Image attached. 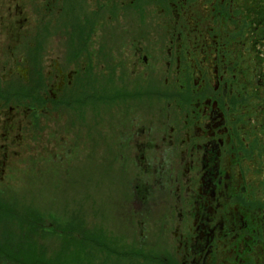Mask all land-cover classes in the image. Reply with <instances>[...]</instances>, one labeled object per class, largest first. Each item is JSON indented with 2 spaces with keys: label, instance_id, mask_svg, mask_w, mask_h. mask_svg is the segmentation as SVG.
<instances>
[{
  "label": "rangeland",
  "instance_id": "1",
  "mask_svg": "<svg viewBox=\"0 0 264 264\" xmlns=\"http://www.w3.org/2000/svg\"><path fill=\"white\" fill-rule=\"evenodd\" d=\"M61 1L63 11L59 12L56 3L48 9L54 0H0V96L12 92L20 100H0V159L4 164L0 166V207L17 212L32 207L49 216L56 230V237L49 239L50 251L58 244L55 253L66 264H182L192 224L186 215L188 194L180 182L195 178L197 164L182 168L179 155L197 161L194 149L200 141L194 132L185 133L184 123L187 118L193 125L200 117L194 105L198 98L189 91L199 93L201 81L185 70L194 55L188 56L186 46L175 42L170 46L161 39L135 59L124 52L119 56L115 52L125 41L120 11L111 8V0H106L105 13L91 10L89 15L83 9L75 11L76 5L82 7L81 0ZM154 1L140 0L145 5L136 12L142 15ZM174 6L176 0L164 6L170 9L169 18ZM191 12L184 30L187 38L195 39L202 24L195 20L198 25H194ZM167 14L166 9L157 11L154 23L160 24ZM232 27L231 40L245 43L237 58L247 62L244 79L255 85L254 79L259 83L262 76L259 72L252 78L250 69L264 66V52L259 65L252 64L255 56L247 51L249 42L243 35L248 24L242 29ZM131 29L123 33L124 38L137 34V25ZM152 29L154 39L159 30ZM28 33L25 43H19L18 35ZM84 47L92 49L101 67L86 62ZM57 52L61 59L53 63ZM19 58L25 62L16 63ZM57 68L62 71L58 80ZM73 70L76 73L71 77ZM69 78L72 81L67 84ZM247 81L239 86L246 85L244 95L249 97ZM61 82L62 90L80 100H95L91 94L97 97L98 93L105 100L69 108L66 95L56 92L57 102L52 103L53 85ZM25 89L34 91L37 99L40 94L39 101L44 102H35L34 111L26 106L32 99H26ZM236 102L232 106L235 113L246 108L243 101ZM258 109L263 108L249 112L252 119L260 120ZM170 126H175L172 145L165 144L163 134ZM242 147L249 155L248 142ZM253 151L257 157L264 154V149ZM260 160L264 168V158ZM144 186L148 189L142 190L144 196L135 193ZM9 227L19 235L21 229L13 224ZM57 233L62 242L58 243ZM8 236V227L0 224L1 240ZM83 237L92 240L81 246ZM22 254L13 251L12 257H1L0 264H19L9 259ZM186 259L190 260L189 255Z\"/></svg>",
  "mask_w": 264,
  "mask_h": 264
},
{
  "label": "flooded vegetation",
  "instance_id": "2",
  "mask_svg": "<svg viewBox=\"0 0 264 264\" xmlns=\"http://www.w3.org/2000/svg\"><path fill=\"white\" fill-rule=\"evenodd\" d=\"M61 2L54 0L48 9L57 4L58 11H63L59 6ZM91 2L94 4L91 5ZM111 3V8L116 13L120 11V32L125 41L122 49L115 52L117 55L122 56L124 52L129 54L131 59H135L147 51L149 46L153 48L155 40L161 39V43L167 40L170 46L173 42L179 43L184 49L186 46L188 56L189 53L194 55V58H188L185 70L188 68L201 81L202 89L199 93L191 88L189 91L190 95H196L198 98L194 105L200 117L193 125L187 118L184 123L188 130L185 133L194 132L196 139L200 141L196 143L198 148L194 149L197 152V161L179 155L182 168L187 164H197L195 178L180 182L185 187L184 194H188L186 215L190 216L192 224L182 264H264V228H261L264 221V168L261 164L263 161L260 160L264 158V154L260 152L257 157L253 151L264 149V66L250 69L252 78L259 72L262 76V81L257 83L255 78L256 84L251 85L244 79L248 69L243 66L247 62L237 60L242 55L245 43L241 40H231L233 25L241 27L248 24V29L243 30L244 38L249 42L247 51L254 53L252 64L259 65V55L264 52V0H176L171 18L170 9L164 7L166 3L169 7V0H156L153 5H146L142 15L136 12L145 5L140 3V0H111ZM81 4L83 8L76 5L75 11L83 9L86 15H89L91 10H98L101 14L107 9L106 0H81ZM164 9L168 14L163 16L160 24H155L156 12L160 14ZM188 11H192L191 15H194L191 20L194 25H198L195 20L202 24V29L195 32V39L187 38L188 31L184 30L186 18L190 19ZM147 12L150 15L146 20ZM135 25L138 26L137 34L124 38L123 33L132 30ZM154 26L159 32L153 39ZM9 28L7 27V30ZM29 35L30 33L18 35L19 43H25ZM89 38L90 36L87 39ZM117 44L122 43H116V46ZM84 55L86 62L91 63V66H94V63L101 65L93 56L92 49L84 47ZM56 58L53 63L61 59L58 52ZM177 61L180 63V58H177ZM23 62L24 58L16 61L19 64ZM57 71L55 79L58 80L62 71L58 68ZM75 73L73 70L69 75L72 77ZM185 74L187 79L188 75L186 72ZM243 80L250 85L249 97L244 95L247 93L246 85L239 86ZM71 81L69 78L67 84ZM54 85L51 90L52 103L57 102L56 92L66 95L69 108L84 103L80 106L83 108L95 104V101L105 100L99 93L97 97L91 94L95 100H90V97L80 100L76 95H68L62 90V82L59 86ZM240 91L243 95L239 97ZM90 93L91 91H88V94ZM208 93L211 98H204ZM236 101H243L246 108L235 113L232 106H237ZM256 107L263 108L258 109L260 120L249 116V112ZM4 123L2 121V125ZM65 125L71 128L68 122ZM173 127L175 126L169 127L166 135L163 133L165 144L172 145L175 141L171 140ZM246 142L250 150L249 155L242 147ZM2 165L4 166L3 160L0 159V166ZM253 166L257 168L253 170ZM160 187H164V184ZM173 187L178 189L176 183ZM142 190L148 191L144 186L136 188L135 193L144 196L145 192ZM171 192L174 199L176 190L173 188ZM188 255L189 261L186 259ZM158 264L174 263L160 261Z\"/></svg>",
  "mask_w": 264,
  "mask_h": 264
},
{
  "label": "trees",
  "instance_id": "3",
  "mask_svg": "<svg viewBox=\"0 0 264 264\" xmlns=\"http://www.w3.org/2000/svg\"><path fill=\"white\" fill-rule=\"evenodd\" d=\"M24 91L27 92L26 99H32V101L27 102L28 110H35V102L44 103L39 101L41 98L40 94V98L37 99L34 96V91L29 89ZM5 95L0 96V100L8 101L9 103L20 101L19 99H14L16 96L12 92H7ZM29 208L32 210L17 212L7 207H0V224L4 223L8 227L9 232V236L5 237L4 240L0 238V259L4 256L12 257L13 251H17L18 253L23 252V254L18 256L16 260L10 258L9 261L19 264H66L62 257L55 253L58 244L53 251H50L51 243L49 239L56 237V230L50 217L39 210H35L32 207ZM9 224L21 229L19 235L13 234V229L9 227ZM57 239L58 243L62 242V238L58 233ZM42 240H45V242L42 243Z\"/></svg>",
  "mask_w": 264,
  "mask_h": 264
},
{
  "label": "bare ground",
  "instance_id": "4",
  "mask_svg": "<svg viewBox=\"0 0 264 264\" xmlns=\"http://www.w3.org/2000/svg\"><path fill=\"white\" fill-rule=\"evenodd\" d=\"M256 168H257V166H253V170L256 169ZM88 240H92V238H90V237H83V238L81 239V241L79 242V244H80L81 246H85V245L88 244V243H87Z\"/></svg>",
  "mask_w": 264,
  "mask_h": 264
}]
</instances>
